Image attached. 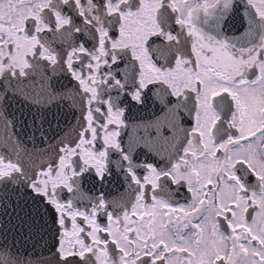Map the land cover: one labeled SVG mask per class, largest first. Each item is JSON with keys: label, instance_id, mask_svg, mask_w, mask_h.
<instances>
[{"label": "snow or ice", "instance_id": "obj_1", "mask_svg": "<svg viewBox=\"0 0 264 264\" xmlns=\"http://www.w3.org/2000/svg\"><path fill=\"white\" fill-rule=\"evenodd\" d=\"M0 148V264H264V0H0Z\"/></svg>", "mask_w": 264, "mask_h": 264}, {"label": "flooded vegetation", "instance_id": "obj_2", "mask_svg": "<svg viewBox=\"0 0 264 264\" xmlns=\"http://www.w3.org/2000/svg\"><path fill=\"white\" fill-rule=\"evenodd\" d=\"M151 103V102H150ZM150 109H145L143 112L136 113L137 116H146ZM0 151H6V149L0 148ZM142 160L144 158H141ZM149 162H151L152 157L147 158ZM124 185L119 182H114L111 186V190L115 192L119 189L121 192L124 191ZM7 222V228L5 231L7 232V243L11 247L13 245V240L15 239V247L12 248V251L19 250V253L23 256H27V258L31 259L35 256L39 255L41 258L45 257L46 252L38 250V245L33 247L35 243L34 240H28L27 237L24 236V229H17L16 225L19 223L14 218L13 213L10 211L8 215L0 216V228L4 227V223ZM10 230V231H9ZM5 237L0 236V240L4 239Z\"/></svg>", "mask_w": 264, "mask_h": 264}, {"label": "water", "instance_id": "obj_3", "mask_svg": "<svg viewBox=\"0 0 264 264\" xmlns=\"http://www.w3.org/2000/svg\"><path fill=\"white\" fill-rule=\"evenodd\" d=\"M47 241H48V237H45V242H47ZM38 250H39V252H41V251L46 252V255H45V257H43V259H51L52 254L45 250L44 243L38 244Z\"/></svg>", "mask_w": 264, "mask_h": 264}]
</instances>
